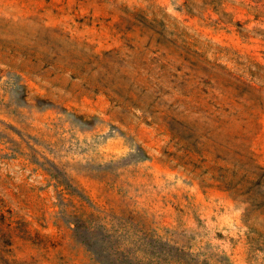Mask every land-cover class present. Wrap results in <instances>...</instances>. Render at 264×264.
Masks as SVG:
<instances>
[{
    "label": "rangeland",
    "instance_id": "374dc122",
    "mask_svg": "<svg viewBox=\"0 0 264 264\" xmlns=\"http://www.w3.org/2000/svg\"><path fill=\"white\" fill-rule=\"evenodd\" d=\"M0 264H264V0H0Z\"/></svg>",
    "mask_w": 264,
    "mask_h": 264
}]
</instances>
